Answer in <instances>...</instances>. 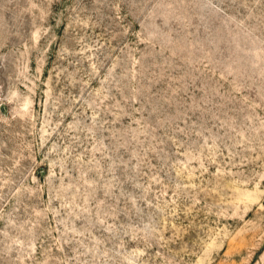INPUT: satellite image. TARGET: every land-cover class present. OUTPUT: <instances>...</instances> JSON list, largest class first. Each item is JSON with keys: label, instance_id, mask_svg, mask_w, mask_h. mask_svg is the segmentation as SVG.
I'll list each match as a JSON object with an SVG mask.
<instances>
[{"label": "rangeland", "instance_id": "1", "mask_svg": "<svg viewBox=\"0 0 264 264\" xmlns=\"http://www.w3.org/2000/svg\"><path fill=\"white\" fill-rule=\"evenodd\" d=\"M0 264H264V0H0Z\"/></svg>", "mask_w": 264, "mask_h": 264}]
</instances>
